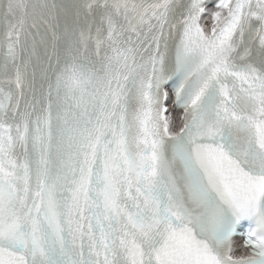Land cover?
Instances as JSON below:
<instances>
[{"label": "snow or ice", "instance_id": "obj_1", "mask_svg": "<svg viewBox=\"0 0 264 264\" xmlns=\"http://www.w3.org/2000/svg\"><path fill=\"white\" fill-rule=\"evenodd\" d=\"M0 264H264V0H0Z\"/></svg>", "mask_w": 264, "mask_h": 264}]
</instances>
